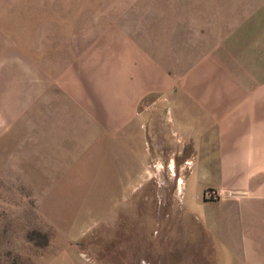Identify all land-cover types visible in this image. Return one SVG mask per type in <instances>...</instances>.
Wrapping results in <instances>:
<instances>
[{"label":"rangeland","instance_id":"obj_1","mask_svg":"<svg viewBox=\"0 0 264 264\" xmlns=\"http://www.w3.org/2000/svg\"><path fill=\"white\" fill-rule=\"evenodd\" d=\"M130 41L165 57L175 130L210 121L196 104L207 102L240 137L245 103L264 102V0H0V264H228L226 247L241 245L240 156L238 178L199 190L220 152L210 169L196 158L179 190L171 153L164 175L138 185L115 172L111 148L86 146L105 133L114 89L143 84L119 69L137 55Z\"/></svg>","mask_w":264,"mask_h":264},{"label":"crops","instance_id":"obj_2","mask_svg":"<svg viewBox=\"0 0 264 264\" xmlns=\"http://www.w3.org/2000/svg\"><path fill=\"white\" fill-rule=\"evenodd\" d=\"M132 46L137 55L122 56L119 69L123 72L134 71L138 80L143 79V84L138 82L137 85L117 86L114 89L112 106L105 105L100 108L102 112L98 121L104 127L105 133L92 136L86 146L98 142L95 147L99 154L102 147L111 148L115 172L130 174L138 180V185L153 182L157 175H164L165 158L167 153H171L167 167L177 175L179 190L186 189L187 179L189 180V175L196 166V158L202 159L203 164L206 163L210 169L212 163L207 160L212 159V155L216 153L214 151L220 152L218 176L215 164L214 177L212 175L209 181H197L194 184L199 190L203 183L227 185L238 178L240 172H234L233 166L235 157L240 156L242 189L248 196L241 203V245L227 246L226 255H229L228 264H264V102H253L252 105L251 102L245 103L252 106V112L244 115L240 137L233 134L232 124L227 126L217 123L216 108H211L207 102L196 104L209 112L210 121L202 122L199 128L195 119L193 132H185L182 127V130H175L172 122L168 123V119L171 120L170 114L168 113L167 119L165 115L169 111L165 109V90H169V87L165 89V57L153 59L152 54L140 53L135 43ZM145 99L148 102L144 104ZM179 124L184 125L185 120H181ZM143 126L149 135L134 137L127 131ZM107 130L112 134H107ZM211 135L214 139L209 141L208 136ZM167 141L176 142V147H167ZM150 142L159 148L154 153ZM142 149H146V153ZM138 151L142 154L136 153ZM215 177L217 182L213 184ZM222 227L225 228L224 234L230 232H227L224 225ZM106 264L138 263L123 259Z\"/></svg>","mask_w":264,"mask_h":264}]
</instances>
